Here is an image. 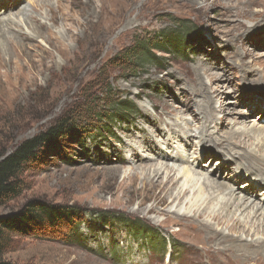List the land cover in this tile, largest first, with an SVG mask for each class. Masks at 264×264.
Listing matches in <instances>:
<instances>
[{
  "label": "rangeland",
  "instance_id": "374dc122",
  "mask_svg": "<svg viewBox=\"0 0 264 264\" xmlns=\"http://www.w3.org/2000/svg\"><path fill=\"white\" fill-rule=\"evenodd\" d=\"M262 2L264 0H128L124 15L117 17L118 22L100 21L98 24L100 3L96 0L90 8L91 19L96 25H91L86 21L87 12L71 6L67 0L43 3L40 0H21V9L27 7L32 11L40 5L37 20L58 34L60 40L50 44L44 34L36 41H26L34 46L25 42V46L13 49L7 44L10 50L0 55V156L24 140L46 131L70 109L77 108L84 116H75L72 135L50 141L51 152L43 154V163L25 173V188L17 198L0 208V215L19 213L32 200L43 201L55 209L66 211V214L80 216L78 228L85 240L72 241V231L77 223L66 229L49 225L45 230L38 229L29 235L13 236L3 259L12 264H210L211 260H205L207 247L214 253L222 246H217V242L209 238L192 218L198 210V206H193L192 191L180 205L179 202L172 204L170 196L159 186L142 189L144 175L139 168L142 166H135L134 162L125 164L115 179L110 169L117 166V159L122 160L129 155L127 149L130 147L135 146L144 157H150L151 152L140 146L141 135L162 146L165 139L169 152L181 153L180 144L173 134L174 128L179 130L180 138L184 140L190 135L192 139L200 129L191 116L181 110L183 102L190 97L202 100L200 92L195 93L190 81L200 79L198 74L209 94L213 95V105L218 109L208 122H212V129L222 128L220 135H223L224 131L264 125L263 113L252 110L248 105L250 100L264 107L261 98L264 91L254 85L259 83L258 77L264 69ZM48 4L55 10L58 8L55 15H66L67 18L52 23L53 13L49 12ZM260 11H263L262 16L248 18L251 13ZM6 12L9 11L5 9ZM19 12L16 10L14 14L19 15ZM28 22H21L22 32L32 34ZM9 35L6 37L14 39L11 33ZM164 35H186L185 44H177L171 54L155 50L154 54L159 59L139 67H125L115 61L140 40ZM0 41L3 40L0 38ZM64 48L69 52L62 55L60 49ZM52 61L54 69L41 73V64L49 65ZM205 66L214 75L225 74L228 81L212 79L202 69ZM248 71L253 73L249 78L245 75ZM20 76L24 77L22 83L18 82ZM219 90L224 92L223 98L216 95ZM245 91L251 98L245 96ZM236 99L239 101L237 105L234 104ZM229 101L231 103H227ZM119 102H126L132 111H122L121 114L118 110L116 113L113 106ZM95 104L96 112L90 111ZM155 104L158 108L154 107ZM222 105L233 112L239 110L242 112L240 115L248 117L246 126L238 124L240 120L234 113L222 112ZM192 108L197 111L199 107L194 105ZM119 116L122 119L117 118ZM205 120L203 117L201 126L206 124ZM193 140L197 147H190L189 140L185 145L188 164L192 165L197 160L200 171L216 172L218 180H221L227 171L220 170L221 164H217L222 160L220 148L212 157V153L205 150L209 146L206 137L202 143L199 139ZM244 143L253 149L257 141L244 140ZM167 163L175 171L170 172L163 167L162 177L165 178L177 175L179 170L187 167L183 162ZM150 164L166 162L156 158ZM133 173L139 176L135 191L131 196L123 195L119 184L125 175ZM245 180L248 179L239 181L236 188ZM258 198L264 200V191L258 192ZM189 211L192 215L190 220L183 219ZM214 213L225 216L228 211L222 212L218 205ZM242 218L248 221L245 215ZM199 219L231 233L230 225H219L209 213ZM193 223L195 227H192ZM136 224L149 228V232L143 229L145 232L140 233L141 227L137 228ZM148 237L154 242L156 238L166 239L169 243L166 250L158 254L150 252L145 242ZM170 244L180 247V251L169 260ZM190 247L198 248L201 257L192 253ZM227 251L238 255L234 250ZM224 257L228 260L216 261L234 264V260L229 259L230 255Z\"/></svg>",
  "mask_w": 264,
  "mask_h": 264
},
{
  "label": "bare ground",
  "instance_id": "6f19581e",
  "mask_svg": "<svg viewBox=\"0 0 264 264\" xmlns=\"http://www.w3.org/2000/svg\"><path fill=\"white\" fill-rule=\"evenodd\" d=\"M40 1L43 3L47 0H40ZM67 1L71 4V6L73 5L74 7L81 8L82 11L87 12L88 16L86 18V21L87 22L90 21L91 25H96V22L93 24V21L91 19L92 14H90L91 13L90 8L94 6L96 0H84V1L67 0ZM127 1L128 0H99L100 5L97 10V15L99 19L97 23L99 24L100 21L102 23L106 21L116 22L119 17L124 15L123 11L125 5L127 4ZM258 3L261 4L260 2ZM262 3L264 6V2ZM20 5H21V0H0V32H1L0 38L4 42H6L5 44L3 41H0V55L7 53L6 50H10L9 45L13 49H18L19 47L25 46L24 43L27 40H30V42L34 40L36 41L37 38L44 36V34L47 35L46 41L50 44L57 43L60 40L58 34L54 33L51 30V28H49L46 24H43L39 20H37L36 16L39 15V11L41 10V8H39L40 5H37L35 8H33L32 11H29L27 7H23L21 9L19 7ZM47 7L49 12L53 13L52 17L50 18V21L52 23H56L58 20L60 21V19L67 18L66 15L65 16L55 15V12H58V8H56L55 10L54 7L50 6L49 4L47 5ZM5 9L9 12L13 10V13H9V12L4 13ZM14 10L20 11L19 12L20 14L19 15L14 14L15 12ZM263 11L257 13H251V15H248V18L256 19L262 16L260 14ZM3 14H5V16L1 17V15ZM12 15H14V17H11ZM21 22L24 23L28 22L29 24L28 27L33 30V33L31 34V33H26L24 31L22 32ZM10 33L13 35L14 39L8 38L10 37L9 35ZM54 40L57 41L54 42ZM30 42H26V43L29 44ZM7 44L9 45L6 47ZM30 45L34 46L35 44L30 43ZM64 50H66V52H64ZM46 52L48 53V51ZM68 52H69L68 49L65 48L60 49V53L62 55ZM41 65H42L41 73L45 71H51L52 69H54V61H52L49 65L47 64H41ZM202 69L205 71L206 74L211 76V78L214 80L215 78H219L226 80V82L228 81L226 75L223 74L224 71L222 72L223 75L219 73L214 75V73H211L209 71L210 68L208 66H205ZM260 74L261 77H258L259 83H257V85L256 84L254 85L257 88L260 87L259 89H263L262 91H264V82H263L264 69ZM245 75L246 77L249 78L250 76L253 75V73L248 71L246 72ZM23 78H24L23 76L18 77V82L22 83ZM197 78L200 79H190V81L194 85V87L192 88H195V93L198 94L200 92L201 94L200 96H202V100L197 99L198 101H196L192 97H190L188 101L183 102V105L181 106L182 107L181 110L187 113L188 116L190 115L191 118L194 120L195 125L199 126L200 129L198 128L199 132L196 133L192 139L190 135L188 136V139L186 138L184 140L182 137L180 138L181 134L179 130L175 129L176 127L174 128L173 134L177 141V144H180L179 147L182 149L180 150L181 153L178 154L177 150L176 153L169 152L168 149L169 146L165 139H163L164 146H162L161 143H159L160 145H158L157 142L154 141L152 138L141 135L140 136L141 139L139 140L140 146L143 150L146 148L147 151L149 150L151 152L150 157L149 158H147L146 156L144 157V154L140 153L139 150H136L134 148L135 146L130 147L129 149H127L129 155L127 157L126 156L123 157L122 160L117 159V161L119 162L117 166L116 167L113 166L112 167L113 169H110L111 176L115 179L117 176L121 174L123 169L122 166H125V164L129 165L131 162H134L135 166H142L139 167L140 170H142V174L144 175V178L142 179V183H143L142 189H146L148 186L151 185L159 186L163 193H166L167 195L170 196L172 200V204L173 203L176 204L177 202H179L178 205H180L182 203V199H184L187 196V194L191 193L192 191L193 199H194L193 206L196 207L198 206V210L193 217L192 215L191 216L189 215V213L191 212L189 211L188 213L183 215V219L190 220L189 219L190 217L194 218V220H196V224L199 225V227L203 230V232H205L209 236V238L214 239L217 242L216 243L217 246H222V249H224L222 250L220 249V247H218V250L212 253L210 248L207 247L206 250L207 259L205 260H211L209 261L210 264L213 262H217L218 264H220V262L216 260H228L225 259L224 256L230 255L229 259L234 260V264H264V200L261 201L258 198V192L260 190L264 191L263 190L264 189V125L257 124L258 126L255 125L250 128L247 126L246 129L239 128L227 132L224 131L225 133L223 132L224 134L220 135L222 128H220V130L212 129L211 128L212 122L210 124L208 123L209 119L211 118L210 116L218 110L213 105L214 103L213 95L209 94V89L205 85V83L202 82L203 80L199 76V74ZM225 91L226 90H224V92ZM224 92L219 90L218 94L216 95L219 98H223ZM245 92H246L245 96L249 97L248 91ZM249 98H251V96ZM261 98L264 100L263 95ZM231 101L227 103H231ZM249 102L248 105L251 107L252 110L254 109L260 110L264 115V107H261L258 104H253L252 101L250 100ZM234 104L235 105L239 104L238 99L234 100ZM194 105L199 107L197 111L192 108ZM222 106L220 107L222 112L227 111V113L229 112L230 114L234 113L235 118L240 120L238 121V124L243 123L245 125V123L248 122L247 119L248 117H246L245 115L244 116L240 115L242 112L240 113L239 110L238 111L234 110L233 112V110L230 111L228 109L229 107L225 108V106L223 107ZM154 107L158 108L156 104L154 105ZM235 111H237L238 113H236ZM170 113L172 114L173 112ZM201 117L202 118L204 117L206 119L205 120L206 124L203 126H201V120H202ZM157 132H159L158 129ZM166 136L167 134H165V137ZM203 137H206L208 139L207 141H209V146H207L205 150L208 153L211 152L212 157L216 156V154L214 155V152H216L217 148H220L221 153H219V157L222 160H219V163L217 164H221L220 170L225 169L227 171L224 177L221 176V180H218L217 178L218 175H216L217 174L216 172L211 173L208 171L207 172L200 171L199 169L200 164L198 163L197 160H195L192 163V165L188 164L189 161L186 155V152L188 150L187 151L185 150L186 141L188 143L189 140L190 142L189 144H191L190 147L193 146V148H195L197 147V145L195 142H193L194 141L193 139H199L200 142L202 143ZM244 140L246 142L254 140L257 141V144H254L255 148L253 149L248 148L244 143ZM155 157L159 161L166 162V164H160V165L150 164L152 160L154 159L156 160ZM145 162H146V166H145ZM167 162H172V163L183 162L184 164L187 165V167H184L183 169L179 170V172L177 170L178 172L177 175L174 174V176L172 177L169 175L168 177L165 178L162 177L164 173L162 171L163 167L170 172L175 171V168ZM194 165L195 168H193ZM107 176L108 175L105 174L106 178ZM138 178H139L138 173L128 174L124 176V178L119 184V190H121L123 195L131 196L133 194V192L135 191L134 190L135 182ZM244 178H247L248 180L247 181L245 180L246 182L244 181L242 186L236 188V184L239 183V181L243 180ZM180 184L181 187L179 188ZM243 187L245 189H241ZM128 199L131 200L130 197H128ZM218 205L221 207L222 212L228 211V214L225 216H222L219 213L213 214L215 208ZM202 206L204 207L202 210H200ZM207 213H209L210 217H212V219L216 221L219 225H224V224L230 225L231 233H225L208 222L200 221L199 218H201ZM231 214L232 217L230 218ZM244 215L248 221H243L242 217H244ZM192 225H193L192 227L196 226L194 223ZM261 234L262 236L259 237V235ZM249 237H251V240L248 239ZM189 249L191 250L192 253L201 257V252L199 251L198 248L193 249L190 247ZM227 250H234V252H237L238 255L235 256L229 253ZM220 255H222V257H220Z\"/></svg>",
  "mask_w": 264,
  "mask_h": 264
},
{
  "label": "trees",
  "instance_id": "16d2710c",
  "mask_svg": "<svg viewBox=\"0 0 264 264\" xmlns=\"http://www.w3.org/2000/svg\"><path fill=\"white\" fill-rule=\"evenodd\" d=\"M185 39L186 35L148 37L137 42L135 46L128 48L125 52L116 57L115 61L124 64L125 67L132 66L134 68V66L139 67L140 65H146L153 59H159L156 54H154L155 50L171 54L177 44L178 46L185 44ZM96 107V104L91 106L90 111L93 109L92 111L96 112ZM114 109H116V113H118V110H121V114L122 111L127 113L129 110L132 111L131 107L128 106L126 102H119L113 106V110ZM77 110L78 109L75 108L64 112L46 131L24 140L9 153H3L0 156V208L21 194L25 188V173L30 168L43 163V154L51 152L50 150L52 149L49 144L50 141L74 133L75 116H84L83 112H78ZM121 117L119 116L117 118L122 119ZM46 145L47 148H44ZM66 213V211L55 209L43 201L32 200L29 201L25 209L19 213L0 215V264H12L4 260L2 255L10 247L13 236L29 235L38 229L45 230L49 225L66 229L72 223H77V226H75L72 231L74 232L72 241H84L85 237L79 232L78 228V224L81 223L80 216ZM136 227H141L140 233H144L145 229H148L149 232V228L139 225ZM145 242L146 244L148 243L147 245L150 247V250H165L169 244L166 239L161 237L156 238L155 242L151 241V238L148 237ZM156 242H158L159 245H157ZM179 251L180 247L172 245V257L175 253H179Z\"/></svg>",
  "mask_w": 264,
  "mask_h": 264
},
{
  "label": "clouds",
  "instance_id": "9594fccd",
  "mask_svg": "<svg viewBox=\"0 0 264 264\" xmlns=\"http://www.w3.org/2000/svg\"><path fill=\"white\" fill-rule=\"evenodd\" d=\"M172 247V245H170Z\"/></svg>",
  "mask_w": 264,
  "mask_h": 264
}]
</instances>
